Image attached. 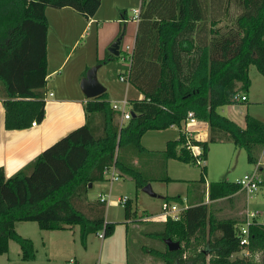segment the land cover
Here are the masks:
<instances>
[{
	"label": "trees",
	"instance_id": "16d2710c",
	"mask_svg": "<svg viewBox=\"0 0 264 264\" xmlns=\"http://www.w3.org/2000/svg\"><path fill=\"white\" fill-rule=\"evenodd\" d=\"M225 5L227 0H220ZM241 10L232 25L212 31L206 45L191 34L202 21L206 6L213 0H140L139 19L130 55L128 83L142 94L129 101L130 116L124 123L115 115L103 92L83 105L85 122L44 148L30 163V172L18 171L6 177L0 166V254L8 241L20 249L22 260H33L35 250L30 238L16 233L14 224L35 222L41 230H61L76 225L84 245L89 233L102 230L103 237L113 230L105 222L103 202H89L90 214L74 201L84 196L88 183L102 181L103 170L114 166L129 176L136 189L150 182L132 164L118 158V150L134 146L147 130L179 128L186 113L208 127L206 141L186 138L183 130L177 139L167 141L165 159L195 163L184 144L198 145V157L205 159L208 142L230 141L245 151L248 163H256L254 151L264 147V123L244 116V127L219 114L216 108L234 103L233 96L249 86L247 68L253 64L264 76V0H238ZM225 2V3H224ZM100 0H0V103L3 127L25 129L44 117L46 83V7H69L84 18L91 17ZM224 3V4H223ZM124 13V11L122 12ZM114 55L97 61H111ZM100 116V133L94 134L91 116ZM202 167L199 181L203 182ZM163 180L169 181L168 177ZM238 184L221 180L207 185L209 201L231 197ZM167 202L182 204L179 195L165 196ZM124 216L131 218L128 200ZM176 220L166 217L158 235L183 245L169 251L166 246L156 254L163 264H255L249 256L264 251V224L248 226V242L239 244L235 220L211 216L208 204L199 201L182 206ZM246 250L249 256L232 254ZM151 252V251H150ZM258 264H264V254Z\"/></svg>",
	"mask_w": 264,
	"mask_h": 264
},
{
	"label": "rangeland",
	"instance_id": "374dc122",
	"mask_svg": "<svg viewBox=\"0 0 264 264\" xmlns=\"http://www.w3.org/2000/svg\"><path fill=\"white\" fill-rule=\"evenodd\" d=\"M122 5L121 10H124L127 20L121 23L120 26L116 25V32L110 40L101 43L98 59L101 61L108 58L110 54L108 48L117 38H119L118 55L111 61H104L102 65H99L96 72V79L104 88L106 87L107 94L117 98L119 95L120 97L123 96V89L121 90L123 83L118 81V77L126 67L129 53L126 46L131 48L135 33L136 23L131 19L132 10L140 6V0H122ZM226 5L228 12L224 15L222 24L223 27L227 28L232 25V18L240 12L241 5L238 0H227ZM224 7L225 5H222L223 10ZM93 33L94 28L86 27L78 40L74 56L68 62H64L56 74L49 75L47 81L57 74L65 75L72 67V60H80L84 54L86 55L87 52L84 48L87 45L88 47L95 46V44L88 42ZM95 63L88 66L84 73L88 68L99 64ZM247 76L249 86L244 92L247 99L245 101L236 100L232 104L216 108L219 114L227 117L240 127H244L245 115L264 123V76L258 72L253 64L248 66ZM133 88L131 84H128L127 98L132 96L131 90ZM238 94L243 93L239 91ZM91 118V123L96 128L94 134L98 135L100 133V116L93 114ZM114 121L118 123L120 118L115 115ZM181 130H183L182 125L179 128L167 127L162 130H147L139 140L140 145L144 148L142 151L128 145L120 147L117 152L121 161L130 165L131 163L127 159L135 161L136 164L133 166L144 177L150 179L149 184L154 196L136 189L133 180L117 170L119 173L118 178L111 182L109 186H107L105 180L93 182L90 187H87L84 196L75 199V205L85 213L90 214L87 204L97 202L100 193L108 194L109 190V197L113 200L117 197L127 198L129 211L132 215L127 220L122 205L103 204L105 222L113 223V230L109 235L99 238L96 233H89L85 238L84 245H82L79 240V228L76 225L70 226V229L42 231L35 222H28V224L23 222V226L28 227V229L35 228L37 230L36 233H32L34 230L31 229L30 234L33 238H36L34 248L36 247L38 250L37 252L35 250V258L33 260H22L18 257L20 250L18 245L11 241L8 252L0 254V264H163L160 258L154 254V251H162L166 246L163 239L158 235L162 228V222L166 218L161 214L160 208L166 195H180L182 204L173 202L178 207H186L188 204L195 203V200H205L211 216L218 220H235L234 226L236 229L244 225L245 212H256L255 217L248 219L258 224L264 223V148L263 150L257 149L254 151L256 159H258L257 163H248L244 149L235 146L230 141L208 142L205 159H202L199 164L185 163L172 158L165 159L162 151L166 142L177 139ZM203 166L205 172L203 173V182H201L199 178ZM24 172L28 174L30 167L25 169ZM252 172L257 174L260 181L256 191L250 196H245L243 192L238 190L231 197L215 201L208 200V183L221 180L235 182L242 175ZM164 177H168L170 180L165 181L163 180ZM155 215L159 216L152 218ZM146 216L148 218L143 219ZM22 224L18 223L16 227L19 229ZM40 232L44 233L42 235V237L44 236L43 249L40 247L42 243L41 238H39ZM61 241L65 242H62V245L67 248L59 252L57 244ZM48 242L49 253L45 249ZM179 245L182 246L183 243L179 242ZM258 251L249 256L255 264L259 263L261 256L264 254L263 250ZM240 252L237 253L241 254ZM232 258L234 256H231Z\"/></svg>",
	"mask_w": 264,
	"mask_h": 264
},
{
	"label": "crops",
	"instance_id": "0c3cea01",
	"mask_svg": "<svg viewBox=\"0 0 264 264\" xmlns=\"http://www.w3.org/2000/svg\"><path fill=\"white\" fill-rule=\"evenodd\" d=\"M221 3L222 2L220 0H213L211 5L205 4L206 11L203 14L202 21L196 22L194 31L191 33L194 35L196 34L199 39L197 43L195 41L193 42L194 46L206 45L208 43V38L213 35L212 31H215L216 29H218V33L224 32L225 27H223L222 20L225 14ZM122 6V0H100L95 13L89 18L82 17L69 7L45 8L44 15L47 23V29L44 117L40 123H35L25 129L6 130L3 127V111L0 103V166L3 167L6 177L11 176L18 171H25V169H28L30 167V163L44 148L85 122L83 105L87 99L84 97L79 88V81L85 74L84 70L88 66L94 64L95 62L97 63V61L100 60L98 59V56L101 49V43L110 40L116 32V25L118 24L120 26L121 23H124L127 20L125 12L122 13L124 11L123 9L121 10ZM135 23L137 25V22ZM88 26L94 28V33L91 35L88 42H90V44H95V46H83L87 52L86 55L84 54L80 60H72V67L65 73V75L57 74L54 78L47 81L50 77L49 75L56 74V72L62 67L63 63L68 62L70 58L74 56L79 42L78 40ZM102 64L103 63L100 65ZM122 83V97H120V95L118 98L109 96L107 94L106 87L104 88L108 103L124 97L127 100L139 99L142 97V94L133 88L131 90L132 96L127 98L126 93L129 83ZM49 93H51V95H49ZM168 128L177 127L169 126ZM187 130L190 131L192 138L195 140L206 141L208 138V127L204 121L196 119L195 123L188 126ZM260 150H263V148ZM127 160H129L132 165L136 164L133 159ZM257 162L258 159L256 163ZM259 169L261 168L259 167ZM107 186H109V184ZM197 201L195 200V202ZM203 202L206 201L203 200ZM156 216L157 215L152 218ZM146 218L148 217L146 216L143 219ZM23 222L28 224L30 221L16 222L14 230L19 235L30 238L34 247L36 238H33L30 234L32 230H34L32 233H36L37 230L35 228L28 229V227L23 226ZM18 223H23L19 229L16 227ZM68 229H70V227H68ZM42 233L39 238H41L42 242L40 247L43 249L44 236L42 237V235H44V233ZM11 241L12 240L8 241L6 253L9 250ZM62 242L63 241L57 244L59 252L64 251L67 248L65 245H62ZM45 249L47 253H49V242ZM34 250L37 252L38 249L35 247ZM240 253L241 254L236 252L232 254V256L240 257V255H250L245 249L241 250ZM18 257H20V250Z\"/></svg>",
	"mask_w": 264,
	"mask_h": 264
},
{
	"label": "built area",
	"instance_id": "2783aa9c",
	"mask_svg": "<svg viewBox=\"0 0 264 264\" xmlns=\"http://www.w3.org/2000/svg\"><path fill=\"white\" fill-rule=\"evenodd\" d=\"M139 12L140 8H134L132 10V20L135 22L138 21L139 19ZM132 47L129 48L126 46V49L128 50V55H127V63L125 69L122 70L121 74L119 75L118 79L119 81H122L124 83H128V75L130 71V55L132 51ZM51 95V93H49ZM246 99L244 94H235L233 96V100H239V101H244ZM110 108L115 111L118 114V117L120 118L119 124L124 123L129 119L130 112H129V101L124 97L119 100H115L109 103ZM196 121V118L194 117L193 113L191 111H188L186 113V116L184 120L182 121V126H183V131L186 135V138H192L191 133L189 130H187L188 126L194 124ZM34 122H31L30 125H34ZM172 126V125H171ZM185 148L189 150L190 154L194 157L195 163L199 164L201 162V159L198 157V154L201 152V149L198 145H192L188 141L185 142L184 144ZM264 148V147H263ZM118 171L114 166H109L103 170V180L107 182V185L110 184L111 182L117 180L118 178ZM259 179L257 178V174L255 172H252L250 174H244L242 175L241 178L235 180V183L238 184L239 186V191L243 192L245 196H250L254 191H256ZM98 200L103 203H108V204H120L123 206L125 201L127 200L126 197H117L115 200L111 199L109 197V194H99L98 195ZM161 214L165 217H170L173 220H176L179 216L178 212L182 211V207L176 206L174 203L167 202V201H162L161 205ZM179 212V213H180ZM256 216V212H245V221L243 222V226H241L239 229H237V234L239 236V244L240 245H246L248 242V226L253 224V221H250L248 218H253ZM264 224V223H262ZM96 235L99 238L103 237V233L97 232Z\"/></svg>",
	"mask_w": 264,
	"mask_h": 264
},
{
	"label": "water",
	"instance_id": "95a60500",
	"mask_svg": "<svg viewBox=\"0 0 264 264\" xmlns=\"http://www.w3.org/2000/svg\"><path fill=\"white\" fill-rule=\"evenodd\" d=\"M118 46L119 38H117L108 48L109 53L117 56ZM98 67L99 64H96L88 68L84 76L79 81V88L86 99H93L105 91L104 87L96 79V70ZM90 186L91 184L88 183V187ZM140 190L150 196H154L149 183L143 185ZM163 241L166 245L167 250L169 251L177 250L180 247L178 241H173L170 238H164Z\"/></svg>",
	"mask_w": 264,
	"mask_h": 264
}]
</instances>
